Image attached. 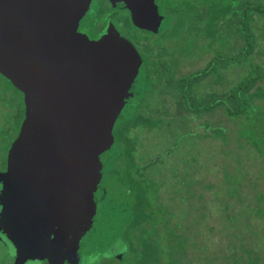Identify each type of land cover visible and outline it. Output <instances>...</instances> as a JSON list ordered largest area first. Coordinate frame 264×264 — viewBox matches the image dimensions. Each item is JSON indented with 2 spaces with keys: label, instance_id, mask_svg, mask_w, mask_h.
I'll return each mask as SVG.
<instances>
[{
  "label": "water",
  "instance_id": "95a60500",
  "mask_svg": "<svg viewBox=\"0 0 264 264\" xmlns=\"http://www.w3.org/2000/svg\"><path fill=\"white\" fill-rule=\"evenodd\" d=\"M101 1L0 0V74L25 101L0 171V244L50 264L65 260L68 248L67 264L127 255L130 206L108 193L106 178L120 155L114 132L135 111L145 65L113 12L95 32ZM107 1L115 9L125 0ZM157 14L158 7L133 17Z\"/></svg>",
  "mask_w": 264,
  "mask_h": 264
},
{
  "label": "trees",
  "instance_id": "16d2710c",
  "mask_svg": "<svg viewBox=\"0 0 264 264\" xmlns=\"http://www.w3.org/2000/svg\"><path fill=\"white\" fill-rule=\"evenodd\" d=\"M210 1L205 0L204 4L199 3V5H194L195 3L190 2L188 5H185L186 7L181 5V7L179 6L172 11L170 20L175 28L185 33L183 35L184 39L187 35L191 36L189 33L193 35V32L197 29V24L205 23V17L212 18L214 12L222 13L221 17H223L224 13L228 14L231 18H228L227 21L232 22V24L234 23L237 28L236 31L232 29V32L234 33L235 31L236 34L229 48L230 53L223 51L226 55H223L221 52L216 54L215 52L219 50L217 49L214 51V57L209 62H206L205 66L200 68V70L188 72L179 77H175L174 75L169 77L167 75V78L159 79L161 81L159 83L163 85V88L160 84L157 87L162 94L161 96L168 95L167 90H169V96L175 102V108L173 109L175 111L177 108V112L182 115V118L188 117L189 120L192 118L196 122L202 121L200 127L206 131L204 134H199L197 130L195 132V140L197 138H212L214 141L221 140L223 143L221 152L227 158L232 157L236 159V163L239 166L235 167L232 173H230L231 167H228L224 172V178L227 183L233 182V180L237 183V186L230 189L229 194L232 197L239 194L237 198L240 199L242 198L240 194L241 186L247 179L248 173L244 172L242 174V160L233 156V154L237 153L238 149H230L229 132H226L224 127H226L225 119L231 120L230 127L233 125L240 127L238 129L240 137L246 139L251 146L247 147L238 140L239 150H246L247 156L250 157L253 154L256 159L262 160L261 166L263 169L260 172L259 178L264 180L261 177L264 176V105L257 104V100H264V60L257 63L258 57L264 54L261 53L262 46H264V0H229L227 4L223 2L224 0ZM182 7L184 10L181 9ZM158 10H160L159 6ZM102 12L103 10H101L99 15ZM129 17H131L129 19L131 20V27L138 31L156 35L165 28L162 20L153 29V27H148L144 23H141L142 26L137 25L141 20H135L133 14L129 15ZM149 21L151 25V19ZM149 21L143 20L146 23ZM209 22L216 25L219 23V20H209ZM191 39H193L192 36L186 40V43ZM161 50L160 48L157 50L156 47H150L147 52L149 55L151 53L156 56V54H162ZM189 52L191 55L194 54L191 50ZM140 56L143 61L150 62L153 70L154 67L158 69L156 62L152 61V58L146 60L145 56L141 54ZM159 64L165 70H167L169 65L164 58L160 59ZM232 64L242 69L245 75L240 74L239 71H235L238 73L234 74L236 77L227 80L224 71H229L228 66ZM148 67L146 66V72L150 79L151 74H149ZM165 72L163 71L161 74L165 76L167 73ZM210 77H213L212 80L207 82L206 79ZM152 81H155V79ZM166 84L169 89L166 87ZM225 84H227V90L220 91L216 87L217 85L222 87ZM166 104L167 99L165 101ZM167 111H165L167 114L174 113L169 109ZM218 112L224 113L222 116L225 119L223 121L221 119H213V122H211V117ZM24 115V95L16 89L11 81L0 74V157L4 161H6L5 156L19 134ZM167 120L166 124L172 126L174 119L167 118ZM147 121L150 122V119L146 118L141 123H149ZM159 122L161 126L162 122ZM143 128L145 129V126ZM151 128L152 130L149 131H154V128ZM130 135L129 132L123 134L121 128H118L114 132L116 138L118 136L123 137L124 145L122 148L118 143L120 155L116 163L121 161L125 156V169L122 171L123 175L120 173L119 177L120 181H124L125 192L129 195L126 201L130 204L131 213L122 234L127 255L124 260L119 261L122 264H193L192 254L196 253V255L201 254L196 256L199 258L197 259L198 264H213V259L208 254V247L202 243L193 242V238L190 235L182 233V230L187 231L199 225L200 220L196 218L193 223L191 222L187 225H183L180 221L176 222L175 218L178 215L176 208L170 205L165 206L160 201L159 185H162L161 182L157 178L152 177L155 181L147 183L146 178H144L146 172L151 171V167L163 163L164 155L170 156L174 150L169 149L167 152L150 156L151 154L146 151L142 152L141 149L142 158L140 160L139 156H136L139 147L137 138ZM175 145L177 146L178 144L175 143ZM256 151L259 156L256 154ZM200 153L201 151L198 152V154ZM196 159L194 158L195 161ZM211 159H215V157L212 156ZM137 160L141 162L139 165L137 164ZM113 168L107 173L106 186L108 177L116 173V167ZM133 169H136L138 179L132 177V175L134 176ZM182 179L181 184L184 187L188 184L189 196L185 199V191L180 188L177 189L178 194L181 196L180 198L183 200L193 198L202 200L203 195H198V193L192 191V187L197 185L195 180L191 179L189 174H185ZM157 184L158 186H156ZM206 188L211 189L212 187L206 186ZM262 188L263 191L257 188L259 190L257 197L260 202L264 201V184ZM170 200L173 201L174 198H170ZM207 208L208 206L203 205L201 208L196 209L197 211L195 210L196 213H200V219L203 220L207 217L206 212L209 210ZM224 210L228 213L225 214V222L221 225L222 232L225 234L224 236H231L236 241V243H229L227 253L222 255L225 264H264V209L256 207L251 211L248 208H243L239 212V215L229 214L228 205H225ZM193 212L192 206L188 210V216L194 215L195 212ZM246 213L248 214L247 222L243 220ZM252 216L256 217V224L250 221ZM197 235L199 234L197 233ZM248 239L251 240V248H248L250 244ZM214 245H217V243H214ZM114 260L118 261V259ZM216 260L219 263L220 257Z\"/></svg>",
  "mask_w": 264,
  "mask_h": 264
},
{
  "label": "rangeland",
  "instance_id": "374dc122",
  "mask_svg": "<svg viewBox=\"0 0 264 264\" xmlns=\"http://www.w3.org/2000/svg\"><path fill=\"white\" fill-rule=\"evenodd\" d=\"M227 1L229 0H224L223 2L227 4ZM155 2L156 0L124 1L126 6H131L139 10L153 6ZM190 2L193 4L195 3L194 5H199V3L204 4L205 0H159L160 14L165 28H163L161 32L159 31L156 35L133 29L130 25L131 20H129L131 17H129V13L124 9L110 8L109 10H106V17L110 12H113L112 21L118 32L124 38L130 40L136 51L145 56L146 60L152 58V61L156 62V65L158 66V69L154 67L153 70V68H151L152 66H150V62L144 61L145 73H141L138 84V96L137 101H135L137 106L135 107V111H132L129 114L128 119L125 120L119 128L122 129L123 134L129 132L131 134L130 136L137 138L136 140L138 141L139 147L136 156H139L140 160L142 158L141 149L142 152L146 151L151 154L150 156L167 152L169 149L174 150L173 154H170V156L166 154L164 155L163 163L151 167V171H147L144 178H146L147 183L155 181L152 177L157 178L161 182L162 185H159V194L161 196L160 201L165 206L170 205L171 207L176 208L178 213L175 218L176 222L180 221L183 225H187L188 223H193L196 218L200 220L199 225L194 226L192 229L188 228L189 230L187 231L182 230V233L190 235V237L193 238V242L202 243L208 247V254L213 259V264H225L222 255L227 253L229 243H236V241L233 240L231 236H224L225 234L222 232L221 225L224 224L226 217L225 214L228 213L224 210V207L225 205H228L229 214L234 215H239V212H241L243 208H248L251 211L256 207L264 209V201L260 202L257 197L259 190L263 189L262 185L264 184V180L259 178L263 167L261 166L262 160L259 161V159H256L255 155L251 154L249 157L247 156L246 150H239L238 140L247 147L251 146L246 139L240 137L238 132L240 127L238 125L230 127L231 120L225 119V117L222 116L224 114L222 112L213 115L211 117V122H213V119H221V121L225 119V125L227 128L224 127V129L226 132H229L228 136L230 137L231 143L230 149H238L237 153L235 155L233 154V156L242 160V174L244 172L248 173L247 179L243 182L240 190L242 198H237V195L239 196V194L232 197L229 194V191L237 186V183L234 182V180L233 182L227 183L224 178V172L228 167H231L230 173L234 172V168L239 166V164L236 163V159H233L232 157L227 158L225 154L221 152L223 147L221 140L214 141L212 138H197V140H195V132L197 130L199 134H204L206 131L200 127L202 121L196 122V120H193L192 118L190 119L191 121L188 117L182 118V115L177 112V108L175 111L173 109L175 108V102L169 96V90H167L168 95L161 96L162 94L157 87V85L160 84L163 88V85L159 83V79L161 78H167L168 76L171 77L172 75L179 77L188 72H196L200 70V68L205 66L206 62H209L210 59L214 57V51L217 49L219 50L215 52L216 54L218 52H221L223 55H226L225 53L227 52L230 53L229 48L233 43L237 28L234 23L232 24V22L227 21V19L231 17L226 13H224L223 17H221L222 13L220 12H214L212 18L205 17L204 22L206 24H197V29L193 32V35L189 33L193 39L186 43V40L191 36L187 35L183 39L185 33L181 32L178 28H175L170 19L172 11L175 8H178L179 6L181 7V5L184 7ZM210 2L216 1L211 0ZM183 7L181 8L182 10H184ZM105 8L106 6H103L101 1V10H104ZM215 19L219 20V23L216 25L210 24L209 20L214 21ZM232 29L235 30L234 33L232 32ZM238 40H240V38H238ZM150 47H156L157 50L159 48L162 49L161 53L163 55L156 54V56H154L151 53L149 55L147 51H149ZM190 50L194 52V54L191 55L189 52ZM261 53H264V46H262ZM162 58L169 63L167 70L159 64L160 59ZM263 60L264 54L263 56L261 55V57H258L257 63H260ZM146 66H149L148 70L149 74H151L150 79L146 72ZM228 67L229 71H224L227 80L236 77L234 74L238 73L235 71H239L240 74L245 75V72H243L242 69L237 68L234 64ZM160 70L161 72L166 71V75L163 76ZM144 75H146L145 80ZM212 78L213 77H210L206 79V81L210 82ZM154 79L155 81H152ZM166 87L168 88L167 84ZM216 87L220 91L227 90V84L222 87L217 85ZM166 99L167 104L165 105ZM257 104L263 106L264 100H257ZM168 109L174 113L167 114L166 112H168ZM146 118H149L150 122L147 121L149 123L145 122L142 124L141 122L145 121ZM167 118L174 119L172 126L166 124L168 121ZM159 121L162 123L165 122V124L162 125L161 123L160 126ZM183 125L184 127H182ZM143 126H145V129ZM151 127L154 128V131L152 132L149 131L152 130ZM184 138L186 139L184 140ZM118 143L122 148L124 145L122 136L116 138V144L119 149ZM175 143L178 145L176 146ZM199 151H201L200 154H198ZM240 152L242 153L239 154ZM256 154H258L257 151ZM212 156L215 157V159H211ZM5 158L6 161L0 157V171L6 169L7 154ZM194 158H197L196 161ZM125 163V156L121 161L115 163L114 168L116 167V173L108 177L106 186L108 193L122 203H127L128 201H126V199L129 196L125 192L126 187L123 184L124 181H120L121 179L119 177L120 173L125 169ZM139 163L141 162L138 161L137 164L139 165ZM132 172L134 173V176L132 175V177L137 178L138 174L136 173V169H133ZM185 174H189L190 178L197 183V185L192 187V191L198 193V195H203L202 200L199 198H193L190 200H183L180 198L181 196L177 191V189L180 188L185 191V199L189 196L188 184L185 183L186 187L181 184V181H183L182 178ZM261 177L264 178V176ZM156 186H158V184ZM206 186L212 188L207 189ZM135 187L137 186L135 185ZM257 188H259V190ZM170 198H174V200L171 201ZM203 205L208 206L207 209L209 210L206 212L207 217L202 220L200 219V213H196V209L201 208ZM192 206L195 213L193 212L194 215L191 214L188 216V210ZM247 217L248 214L246 213L243 218L245 222H247ZM175 221H173V223H175ZM250 221H252L253 224L257 223V219L254 216L251 217ZM104 229V225H99L97 231L100 236H104ZM197 233L199 235H197ZM113 241L114 239H110L105 240L102 243L104 247H109ZM248 242H250L248 248H251V240ZM214 243H217V245H214ZM197 253L199 252L197 251ZM199 255L201 254H192L193 264H198L197 259L199 258L196 256ZM219 257L220 260L218 263L216 259ZM100 260V264H122L119 260V262L115 261L111 254L100 256Z\"/></svg>",
  "mask_w": 264,
  "mask_h": 264
},
{
  "label": "flooded vegetation",
  "instance_id": "af4514ba",
  "mask_svg": "<svg viewBox=\"0 0 264 264\" xmlns=\"http://www.w3.org/2000/svg\"><path fill=\"white\" fill-rule=\"evenodd\" d=\"M103 6L105 5L106 8L103 10L102 14L98 16V19L100 20V22H98L97 27H96V32L100 33L101 31H103L105 24L102 22V20L104 18H106V10H109L110 8L113 9L112 4L107 1V0H102ZM123 5H117L115 6V9H124L125 11H127L129 13V15L131 16V14H137V13H151L155 10V8H157L159 6V0H156V2L154 3L153 6H149L148 8H144V9H135L131 6H126L125 3H122ZM131 9V12H130ZM160 11V10H159ZM161 12H159V14L156 15V17L153 19L151 18V25H150V19L148 20L149 22H143V20L139 21L137 23V25H141V23H144L146 25H148V27H153L156 28V26L158 24H160L161 20ZM155 26V27H154ZM4 171V170H3ZM9 247V246H8ZM2 248L1 244H0V264H50L49 261L47 259L45 260H39V256L37 254H34L33 256L30 254L28 256H25L27 253H29L27 250H22L20 251L21 254H16V251L13 248ZM49 253V252H48ZM73 253L72 249H66V254L64 255L65 260L63 262V260L61 259V263L60 264H67L68 260L73 258L72 256H70V254ZM19 256V257H17ZM19 262V263H17Z\"/></svg>",
  "mask_w": 264,
  "mask_h": 264
}]
</instances>
